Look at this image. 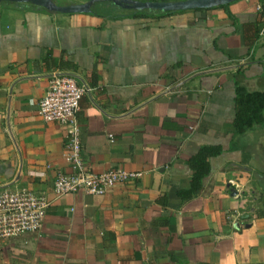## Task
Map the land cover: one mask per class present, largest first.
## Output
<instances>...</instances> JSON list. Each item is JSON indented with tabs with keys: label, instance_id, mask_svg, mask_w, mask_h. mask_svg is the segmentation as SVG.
Masks as SVG:
<instances>
[{
	"label": "crops",
	"instance_id": "obj_1",
	"mask_svg": "<svg viewBox=\"0 0 264 264\" xmlns=\"http://www.w3.org/2000/svg\"><path fill=\"white\" fill-rule=\"evenodd\" d=\"M103 1L91 9L114 6ZM33 7L0 3V189L50 205L37 232L0 240V264H264V117L232 128L235 86L264 92V0L228 3L234 23L218 7ZM58 71L88 88L76 113L85 167L138 178L101 195H53L56 174L72 169L64 128L41 120L37 102ZM203 145L220 151L187 195L186 160Z\"/></svg>",
	"mask_w": 264,
	"mask_h": 264
},
{
	"label": "built area",
	"instance_id": "obj_2",
	"mask_svg": "<svg viewBox=\"0 0 264 264\" xmlns=\"http://www.w3.org/2000/svg\"><path fill=\"white\" fill-rule=\"evenodd\" d=\"M87 91L88 88L79 83L73 74L52 72L37 102V113L41 120L58 124L65 132L64 154L72 172L56 174L52 184L55 197L78 191L101 195L115 184H123L140 176L139 172L120 168L94 172L85 167L81 158L76 113L79 98ZM49 205L48 197L27 189H0V240L37 232Z\"/></svg>",
	"mask_w": 264,
	"mask_h": 264
},
{
	"label": "trees",
	"instance_id": "obj_3",
	"mask_svg": "<svg viewBox=\"0 0 264 264\" xmlns=\"http://www.w3.org/2000/svg\"><path fill=\"white\" fill-rule=\"evenodd\" d=\"M105 1H97L95 7L104 6ZM109 8L102 11H96L94 8L90 10L91 14L99 16H111V12L117 8L107 3ZM221 8L225 14L233 21V16L228 12L227 5L217 6ZM38 10L46 11L43 8L33 7ZM196 11V10H195ZM173 12H146V11H131L128 14L132 16H163ZM234 116L232 120V128L235 133H242L245 129L254 124H260L264 117V92H246L243 88L235 86ZM220 151L218 146L203 145L186 160V164L191 170L190 174V189L187 195L195 193L200 188L201 179L207 175L209 171V158L216 156ZM186 195V196H187Z\"/></svg>",
	"mask_w": 264,
	"mask_h": 264
},
{
	"label": "water",
	"instance_id": "obj_4",
	"mask_svg": "<svg viewBox=\"0 0 264 264\" xmlns=\"http://www.w3.org/2000/svg\"><path fill=\"white\" fill-rule=\"evenodd\" d=\"M98 0H87L79 4L57 5L51 0H0L1 2H12L20 4H29L38 8H43L50 12L58 13H88L91 6ZM114 6L128 11H146V12H175L185 10H199L227 5L235 0H107Z\"/></svg>",
	"mask_w": 264,
	"mask_h": 264
}]
</instances>
